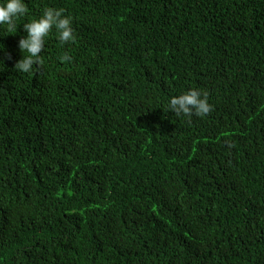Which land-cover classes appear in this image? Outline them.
I'll return each instance as SVG.
<instances>
[{
  "label": "trees",
  "instance_id": "obj_1",
  "mask_svg": "<svg viewBox=\"0 0 264 264\" xmlns=\"http://www.w3.org/2000/svg\"><path fill=\"white\" fill-rule=\"evenodd\" d=\"M25 2L0 27V264H264V0ZM45 7L76 41L18 72ZM189 88L207 116L168 111Z\"/></svg>",
  "mask_w": 264,
  "mask_h": 264
},
{
  "label": "clouds",
  "instance_id": "obj_2",
  "mask_svg": "<svg viewBox=\"0 0 264 264\" xmlns=\"http://www.w3.org/2000/svg\"><path fill=\"white\" fill-rule=\"evenodd\" d=\"M28 12L25 0H0V27L8 33H16L17 20ZM23 30L26 35L18 44L23 57L15 64V70L24 74H31L41 64L45 41L51 35H55L61 45L74 43L77 38L73 18L66 14L64 8L45 7L39 17L23 24ZM59 59L61 62H71L72 57L65 52ZM167 108L177 117H205L212 110V105L206 91L189 88L170 97Z\"/></svg>",
  "mask_w": 264,
  "mask_h": 264
}]
</instances>
